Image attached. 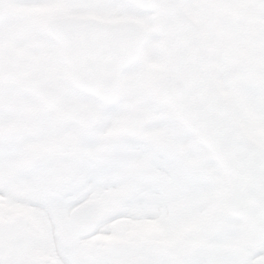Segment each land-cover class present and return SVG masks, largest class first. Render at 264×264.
Masks as SVG:
<instances>
[{
	"label": "snow or ice",
	"instance_id": "6c2138e0",
	"mask_svg": "<svg viewBox=\"0 0 264 264\" xmlns=\"http://www.w3.org/2000/svg\"><path fill=\"white\" fill-rule=\"evenodd\" d=\"M0 264H264V0H0Z\"/></svg>",
	"mask_w": 264,
	"mask_h": 264
}]
</instances>
